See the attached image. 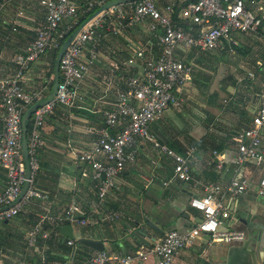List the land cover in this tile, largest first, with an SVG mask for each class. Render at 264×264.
<instances>
[{
  "label": "crops",
  "instance_id": "crops-1",
  "mask_svg": "<svg viewBox=\"0 0 264 264\" xmlns=\"http://www.w3.org/2000/svg\"><path fill=\"white\" fill-rule=\"evenodd\" d=\"M84 2L76 0L79 7ZM178 2L156 0L161 10L179 8ZM44 16L39 0H0V78L13 73L14 57L34 38ZM130 43L146 46L149 59L159 54L146 24L126 28L119 34L102 29L97 58L82 84L79 108L68 111L59 106L44 123L36 186L47 199H32L15 218L0 222V264H87L97 251L81 245L80 239L99 241L103 251L123 255L141 245L151 248L168 230L185 233L196 225L200 214L189 206V200L203 194L202 184L225 187L232 179L240 178L247 180V189L237 198L226 199L230 216L219 230L242 232L244 240L210 243L208 236L200 235L192 247L175 254L172 264H264V196L257 194L258 180L264 178V162L256 164L251 160L239 165L235 160V136L251 125L264 93V43L256 36L238 38L234 54L227 52L225 43L211 58L193 50L176 53L181 61L193 64L192 80L184 88L181 106L170 108L149 130L159 143L176 152L194 148L189 165L198 184L173 180L165 185L172 177L173 160L159 154L150 143L138 140L135 160L126 165L104 201L93 205L95 184L80 178L67 146L91 142L93 136L88 129L102 125L100 112L112 107L116 90L122 89L124 80L137 71L138 63L127 64ZM89 49L88 46L84 55ZM52 61L53 55L46 54L33 63L23 82L26 91H41L43 100L48 96L45 76L53 77ZM260 136L264 154V126ZM5 184L6 175L0 168V191ZM72 204L81 208L77 218L85 222L71 225L74 257L68 239L50 221L46 224L50 238L39 239L34 247L27 245L26 234L42 214L49 211L56 217ZM144 218L162 231L158 234L149 230V245L131 236L133 222ZM133 264H155V259L150 254Z\"/></svg>",
  "mask_w": 264,
  "mask_h": 264
},
{
  "label": "built area",
  "instance_id": "built-area-1",
  "mask_svg": "<svg viewBox=\"0 0 264 264\" xmlns=\"http://www.w3.org/2000/svg\"><path fill=\"white\" fill-rule=\"evenodd\" d=\"M107 1L85 0L79 7L76 0H39L45 10L43 23L23 52L14 57L13 73L0 78V168L6 175V184L0 191V222L17 216L32 199L46 197L35 184L40 173L39 150L44 146L42 128L57 107L62 106L68 111L79 108L83 101L82 84L97 58L96 46L102 29L119 34L126 28L146 24L159 54L155 59H149L146 46L130 43L127 64L138 63L137 71L124 80L122 89L116 90L112 107L100 112L102 125L88 129L93 136L91 142L86 146H67L80 178L95 184L96 203L93 205L104 201L126 165L135 160L138 140L150 143L159 154L173 160L172 177L165 185L173 180L197 185L189 165L194 148L178 153L159 143L149 130L150 125L161 120L170 108L181 106L184 88L192 80L193 64L181 61L176 53L178 50L214 52L225 43L227 52L234 54L239 45L237 35L256 36L264 43V0H178L179 22L172 19L174 7L161 10L156 0H137L109 8L84 26L65 49L59 62L55 97L33 112L27 136L28 187L22 199L10 206L26 181L21 150L22 116L44 98L41 91L28 92L23 88L25 75L47 52L57 54L82 15H91ZM88 46V54L84 55ZM263 126L264 93L251 125L235 136L237 164L251 160L256 164L264 162L260 136ZM247 186L245 178L232 179L225 187L202 184L203 194L189 200V206L199 212L200 218L187 232L168 230L151 248L141 245L127 255L97 251L90 255L87 264H133L144 261L150 254L154 256L155 264H172L175 254L192 247L200 235L208 236L210 243L241 242L245 238L242 232L220 231L219 227L230 216L226 199L242 195ZM257 194L264 196V178L258 180ZM5 207L7 209H3ZM81 214V208L75 204L56 217L46 211L27 232V245L34 247L39 239L47 241L50 238L46 228L48 221L54 224V229L65 224H85L77 218ZM67 245L73 248L71 256L74 257V241L68 239ZM2 257L0 251V263Z\"/></svg>",
  "mask_w": 264,
  "mask_h": 264
},
{
  "label": "water",
  "instance_id": "water-1",
  "mask_svg": "<svg viewBox=\"0 0 264 264\" xmlns=\"http://www.w3.org/2000/svg\"><path fill=\"white\" fill-rule=\"evenodd\" d=\"M137 0H111L107 2L106 4L99 7L95 12H93L84 22H82L65 40V42L62 44L61 48L56 54L55 62H54V71H53V82L51 87L50 94L42 101L32 105L30 108L27 109V111L23 114L22 120H21V128H22V138H21V150L23 155V160L25 164V178L26 181L22 186L21 192L17 199L10 205L13 206L14 204L18 203L22 197L24 196L26 189L28 187V179L30 177V171H29V162H28V152H27V127L26 122L29 120L33 114V112L43 105L49 103L53 98L55 97L57 85L59 83V62L60 59L65 51V49L70 45L72 40L76 37V35L79 33V31L86 26L89 22H91L93 19L101 15L102 13L106 12L109 8L117 6V5H124L127 3H132ZM8 206V207H10ZM7 209V207L3 208ZM1 211V210H0ZM134 230L131 233V236L135 238L137 241L141 242L142 244L149 245V236L148 232L149 230H152L158 234H162V231L158 229L157 226H155L152 222H150L147 218H144L142 220H137L133 222ZM58 231L67 239H73V229L72 226L69 224L62 225L58 227ZM78 242L89 248L93 251H103L104 247L102 246V243L95 240L90 239H80Z\"/></svg>",
  "mask_w": 264,
  "mask_h": 264
},
{
  "label": "trees",
  "instance_id": "trees-1",
  "mask_svg": "<svg viewBox=\"0 0 264 264\" xmlns=\"http://www.w3.org/2000/svg\"><path fill=\"white\" fill-rule=\"evenodd\" d=\"M108 1H110V0H108ZM107 1V2H108ZM98 9V8H97ZM97 9H95V11L97 10ZM179 10H180V7L179 8H176V7H174V9H173V13H172V19H173V21L174 22H179L178 21V12H179ZM90 15L89 14H86V15H82L81 17H80V19H79V22H78V24H77V26L72 30V32L82 23V22H84L85 20H86V18H88ZM182 25H183V23L182 22H180ZM55 57H56V53H54V55H53V61H52V71H53V67H54V62H55ZM49 90H51V88L49 89ZM57 109V108H56ZM27 111V110H26ZM25 111V112H26ZM24 112V113H25ZM31 124H32V118H30L29 120H27V122H26V127H27V136L29 135V133H30V129H31ZM41 152V149L39 150V153ZM178 153H182V152H178ZM39 160H40V156H39ZM40 167H41V163H40ZM39 176V175H38ZM38 178V177H37ZM36 181H37V179H36ZM36 184V183H35ZM37 187V186H36ZM38 188V187H37ZM39 189V188H38ZM46 199H47V197H46ZM45 198L44 199H42L43 201L44 200H46ZM40 201H41V199H39ZM38 220H36L34 223H33V225L37 222ZM82 248H84V249H86L85 247H82ZM77 256V255H76Z\"/></svg>",
  "mask_w": 264,
  "mask_h": 264
},
{
  "label": "rangeland",
  "instance_id": "rangeland-1",
  "mask_svg": "<svg viewBox=\"0 0 264 264\" xmlns=\"http://www.w3.org/2000/svg\"><path fill=\"white\" fill-rule=\"evenodd\" d=\"M242 36H246V35H237V38H242ZM236 50V49H235ZM218 51H214V52H201L200 54L202 55V54H205L204 56H206V57H208V58H211V57H214V54L215 53H217ZM236 53H237V51H236ZM46 54H52V55H54V52H52V51H49V52H47ZM45 54V55H46ZM225 58H227V55L225 56ZM45 80H46V93L49 95L50 94V92H51V90H49L51 87H52V79H48V77H46L45 76ZM41 82H42V80H41ZM16 217V216H15ZM14 217V218H15ZM13 219V218H12Z\"/></svg>",
  "mask_w": 264,
  "mask_h": 264
}]
</instances>
